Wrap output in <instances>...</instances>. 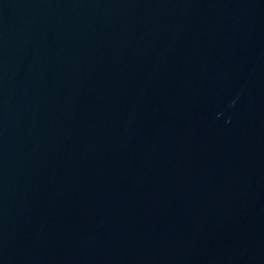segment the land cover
Listing matches in <instances>:
<instances>
[{"label": "water", "instance_id": "1", "mask_svg": "<svg viewBox=\"0 0 264 264\" xmlns=\"http://www.w3.org/2000/svg\"><path fill=\"white\" fill-rule=\"evenodd\" d=\"M0 264H264V0H0Z\"/></svg>", "mask_w": 264, "mask_h": 264}]
</instances>
